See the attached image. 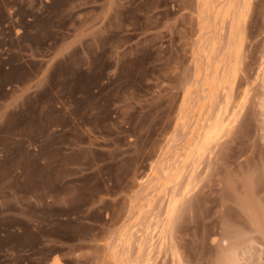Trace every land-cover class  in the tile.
<instances>
[{"label": "rangeland", "instance_id": "obj_1", "mask_svg": "<svg viewBox=\"0 0 264 264\" xmlns=\"http://www.w3.org/2000/svg\"><path fill=\"white\" fill-rule=\"evenodd\" d=\"M204 1L0 0V264H264V0ZM229 13L231 81L200 45ZM223 88L241 114L189 180Z\"/></svg>", "mask_w": 264, "mask_h": 264}, {"label": "bare ground", "instance_id": "obj_2", "mask_svg": "<svg viewBox=\"0 0 264 264\" xmlns=\"http://www.w3.org/2000/svg\"><path fill=\"white\" fill-rule=\"evenodd\" d=\"M207 1V3L204 1V3H205V5H209L208 4V1L209 0H206ZM211 1V0H210ZM219 2L220 1H224V0H218ZM231 1H233V0H231ZM230 1V2H231ZM212 2V1H211ZM235 2V1H234ZM237 3H238V15H239V19L242 17V16H244V14H245V12H246V10H247V8H249V5L251 4V0H237ZM211 5H212V3H210ZM210 5V6H211ZM224 5V4H223ZM252 5V4H251ZM235 6V5H234ZM208 7V6H207ZM228 7V6H227ZM227 7H226V10H229V9H231V6H229V9H227ZM203 8H205V7H203ZM209 8V7H208ZM212 8V7H211ZM234 8V7H233ZM252 8V7H251ZM206 9V8H205ZM210 10H212V9H210ZM214 10H216V9H214ZM222 10V9H221ZM223 11V10H222ZM235 11V10H234ZM248 12H249V10H247ZM206 12V11H205ZM224 12V11H223ZM247 13V12H246ZM210 14H211V12H210ZM226 14V13H225ZM225 14H223L224 15V19H225V16L227 15H225ZM232 15V13H229V15ZM233 14H234V12H233ZM236 14V13H235ZM206 15V14H205ZM223 15H220V16H223ZM227 16V17H232V16ZM210 16V15H209ZM209 16L207 17V18H209ZM212 16V15H211ZM211 16H210V18H211ZM217 16V15H216ZM219 16V15H218ZM217 16V17H218ZM219 16V17H220ZM236 16V15H235ZM235 16H233V18H231L230 20L227 18V19H225V20H229V22H225L226 24H224L223 22H224V19H220V21L224 24V25H226V27L223 29L222 28V26H220L221 24H219V27L221 28V33H217V35L215 34V33H213V34H215L214 36H217V38L216 37H214V39L212 40V42H207V41H204V42H202V40H201V43H200V45L202 44V46H201V49H202V52L203 53H205V55L207 54L208 55V57H210V56H212V63H214L215 61V59H217V63H218V61L219 62H222V61H225L226 62V64H227V66H228V68L229 67H234V70H235V67L236 66H238L239 64H241V58H242V53H243V44L241 45V33L242 32H240V26H242V24H240L239 25V21H237V19H235ZM218 17V18H219ZM204 19V18H203ZM206 19V18H205ZM219 19H217V21H218ZM206 21H208V20H206ZM240 21H242L241 19H240ZM215 22V24H213V25H217L218 26V22L216 23V21H214ZM220 22V23H221ZM240 23H242V22H240ZM207 24H208V22H207ZM229 25V26H228ZM204 29H207V27H203ZM218 28V27H217ZM230 28V29H229ZM225 29H227V31L228 30H230V31H228L229 33H228V37L227 38H224V36L225 35H223L222 34V30H224L225 31ZM209 30V29H208ZM216 31V30H215ZM227 31H225V32H223L224 34L226 33L227 34ZM217 32V31H216ZM220 32V31H219ZM204 34V33H203ZM212 34V35H213ZM203 37H205V36H203ZM212 37V38H213ZM226 37V36H225ZM211 39V37H208V39ZM201 39H202V37H201ZM224 39V40H223ZM225 39H227V40H225ZM203 40H204V38H203ZM206 40V39H205ZM199 43V42H198ZM223 44H225L224 46H223ZM197 45V44H196ZM199 52V51H198ZM199 54V53H198ZM195 55V54H194ZM195 59V58H194ZM204 61H205V57H204ZM216 63V64H217ZM223 63V62H222ZM222 63H219V66L220 65H222ZM215 64V63H214ZM213 64V65H214ZM200 65V64H199ZM206 64L204 63V66H205ZM209 65V64H208ZM207 65V67H209ZM224 66V65H223ZM240 66V65H239ZM261 67H263L262 68V77H261V79H262V86H263V88H264V64H262L261 63V65H260ZM200 67V66H199ZM205 68V67H204ZM204 68L202 69V70H204ZM221 68V70H222V66L220 67ZM198 69V68H197ZM209 69V68H208ZM208 69H207V71H208ZM226 70V69H225ZM199 71V70H198ZM220 70H219V68H218V73H219V75H222L221 73H223V72H219ZM227 73H229V71H230V73H231V70H230V68H229V70L227 69ZM236 71V70H235ZM226 72V71H225ZM224 72V73H225ZM237 72V71H236ZM199 73V72H198ZM209 73V72H208ZM207 73V74H208ZM213 73V72H212ZM230 73H229V75L227 74V77H228V79L230 78V76L232 77V75H230ZM233 73L235 74V72L233 71ZM216 74L217 73H215V75L214 76H211V73H210V76H208V78H207V76L206 77H204L205 79H207L208 81V83L206 82V84L207 85H210L211 87H212V89L214 88V87H216V82H217V80H218V78L216 77ZM233 74V75H234ZM204 76V75H203ZM218 76V75H217ZM236 76V75H235ZM235 76H234V78H235ZM260 76V75H259ZM202 77V76H201ZM219 78H221V76L219 77ZM223 78H224V76L222 77V81H224L225 79H226V77H225V79L223 80ZM227 79V80H228ZM258 79H259V77H258ZM204 80V79H203ZM230 81H231V79H229ZM192 81V80H191ZM220 81V80H219ZM235 81H237V80H235ZM193 82H195L194 80H193ZM205 82V81H204ZM228 82V81H227ZM196 83V82H195ZM223 83V82H222ZM231 83V82H230ZM218 84H221V82H219ZM191 85V84H190ZM193 85V84H192ZM195 86V85H194ZM214 86V87H213ZM193 87V86H192ZM192 87H191V89H192ZM231 87L233 88V86L231 85ZM203 88H204V86H203ZM218 89H219V86L217 87ZM216 89V88H215ZM226 89H227V87H226ZM234 89V88H233ZM203 90V89H202ZM206 90V89H205ZM188 92H189V90H187ZM204 91V90H203ZM224 91V88H223V90L221 91V93ZM201 92V91H200ZM226 92V90L224 91V100L223 101H219L218 99V97H217V101H216V104H215V108L213 109V111H214V113H212L210 110V113H212V114H208V117L205 119V120H203V124H202V126H201V129L199 130V138H198V144L196 145V148L194 147V150L190 153V155H189V167L187 168V170H188V174L186 175V177L187 176H189V180H192V179H197V176H196V174H197V170H198V168L200 167V165H201V163L206 159V157H207V155L208 156H211L213 153H212V151H213V149H214V147H213V145H216L215 143L216 142H218L221 138H222V136H223V134H225V131L227 130V129H229V128H231L232 126H233V124H235L237 121H238V119H239V116H240V114H241V107H239L238 105H237V103H234V101H235V99H233V96L232 95H230V94H227V93H225ZM233 92V91H232ZM204 93V92H203ZM206 93V92H205ZM208 93V92H207ZM215 93V92H214ZM188 94V93H187ZM242 94V93H241ZM207 95V94H206ZM199 96V95H198ZM205 96V95H204ZM232 96V97H231ZM241 96V95H240ZM242 97V96H241ZM201 98V97H200ZM249 98V97H248ZM191 99V98H190ZM196 99V98H195ZM194 99V100H195ZM203 99V98H202ZM232 99L234 100V101H232ZM193 100V101H194ZM198 100H199V98H198ZM213 100H216L215 98H214V96H213ZM264 99H262V102H263V110H264V101H263ZM207 102V101H206ZM215 102V101H214ZM238 102V101H237ZM212 103H213V101H212ZM190 104H192V103H190ZM190 104H189V106H190ZM240 104V103H239ZM243 104H245V102L243 101ZM204 104H202L200 107H199V105H198V107H196V106H194L193 105V108H197V113L199 114V115H202V113H203V110L205 109L204 108V106H203ZM241 105V104H240ZM206 107V106H205ZM192 108V107H191ZM191 109V111H193L194 109ZM208 110V109H207ZM188 111H190V109H188ZM193 113V112H192ZM263 114H264V111H263ZM197 115V114H196ZM188 116H190V115H188ZM188 116H187V119H188ZM196 117V116H195ZM193 119V117H190V120H192ZM195 120V119H194ZM197 124V123H196ZM236 125V124H235ZM194 127H196L195 125H194ZM234 127V126H233ZM197 129V128H196ZM232 130H233V128H231ZM231 132V131H230ZM229 133V132H228ZM198 137V136H197ZM194 146V145H193ZM191 150V149H190ZM189 150V151H190ZM210 153H211V155H210ZM188 154V153H187ZM206 156V157H205ZM185 161V160H184ZM178 163V162H177ZM179 166V165H178ZM181 166V165H180ZM186 166H187V164H186ZM185 166V167H186ZM178 168V167H177ZM182 168V167H181ZM183 170V169H182ZM181 170V171H182ZM184 170H186V168L184 169ZM187 170L186 171H183V174H184V172H187ZM180 171V172H181ZM171 174V173H170ZM184 177H185V174H184ZM184 179V178H183ZM187 180H188V178H186ZM172 181V180H171ZM199 182V181H198ZM145 183V182H144ZM152 183V182H151ZM148 184V183H147ZM181 184V183H180ZM148 186V185H147ZM190 186V185H189ZM194 191V190H193ZM188 192V191H187ZM192 193V192H191ZM181 194V193H180ZM171 195V194H170ZM173 196H174V194H172ZM182 195V194H181ZM178 196H179V194H178ZM185 196H187V194L185 195ZM182 197V196H181ZM184 197V196H183ZM171 198H173V197H171ZM175 198H177V197H175ZM185 198V197H184ZM170 199V198H169ZM168 199V200H169ZM179 199V203H180V198H178ZM178 199L177 200H175V202L176 201H178ZM171 200H174V198L173 199H170V202H168L167 201V203H169L168 204V210H169V206H170V203L171 204H173L172 202L173 201H171ZM178 203V204H179ZM175 204H177V202L175 203ZM175 206H177V205H175ZM172 207H173V205H172ZM176 208V207H175ZM179 208V207H178ZM171 209V208H170ZM166 210V209H165ZM172 211H174V210H172ZM166 213V212H165ZM177 213V212H176ZM153 215V214H152ZM157 216L159 215L158 213L156 214ZM153 217V216H152ZM167 217V216H166ZM159 218V217H158ZM162 218H163V216H162ZM152 219V218H151ZM158 221V220H157ZM164 221V220H163ZM159 222V221H158ZM165 222H167L168 223V221H166L165 220ZM170 223V222H169ZM154 226H155V224H154ZM153 226V227H154ZM156 226H158V225H156ZM164 226V225H163ZM162 228V227H161ZM154 229V228H153ZM157 229H159V228H157ZM164 229V228H163ZM171 229V228H170ZM169 229V230H170ZM136 231V230H135ZM135 231H133L134 233H135ZM163 232H164V230H163ZM162 232V233H163ZM168 232V231H167ZM170 232V231H169ZM148 234H149V231H148ZM159 234V233H158ZM130 236V235H129ZM164 236V235H163ZM165 236H166V234H165ZM161 237V239H162V236H160ZM159 237V238H160ZM130 238H132V237H130ZM129 238V239H130ZM145 238V237H144ZM156 238V237H155ZM129 239H127L126 238V240H128L129 241ZM134 239H139V238H135L134 237ZM146 239V238H145ZM163 239H164V237H163ZM169 239V238H168ZM131 240H133V239H131ZM135 240V241H136ZM128 241L126 242V243H128ZM140 241V239L137 241V242H139ZM143 241V240H142ZM142 241H141V243H142ZM146 241V240H145ZM144 241V243H146ZM159 241V240H158ZM120 242H121V240H120ZM124 242V241H123ZM130 242V241H129ZM133 242V241H132ZM158 243V242H157ZM163 243V242H162ZM123 243H121V245H122ZM128 244H130V243H128ZM139 244V243H138ZM143 244V243H142ZM141 244V246L143 247V245ZM159 244V243H158ZM157 244V245H158ZM166 243H164V245H165ZM168 244V243H167ZM120 244H118V246H119ZM121 245H120V248H121ZM163 245V247H166V246H164ZM117 246V247H118ZM123 246V245H122ZM146 246H147V243H146ZM145 246V247H146ZM141 247V248H142ZM144 247V248H145ZM151 247H152V245H151ZM147 248V247H146ZM161 248V247H160ZM149 249V248H148ZM167 249V248H166ZM120 250V249H119ZM142 251V250H141ZM157 252V251H156ZM141 253V252H140ZM172 253H174V252H172ZM150 255V254H149ZM155 255V254H154ZM142 256V255H141ZM144 256V255H143ZM178 256V255H177ZM176 256V257H177ZM140 257V256H139ZM141 259H144V257L143 258H141ZM149 259V258H148ZM147 259V260H148ZM139 260V259H138ZM145 260V259H144ZM152 260V259H151ZM146 261V260H145ZM139 262V261H138ZM142 262V263H141ZM141 262H140V264H143V261L141 260ZM175 262V261H174ZM177 262V261H176ZM145 263V262H144Z\"/></svg>", "mask_w": 264, "mask_h": 264}, {"label": "crops", "instance_id": "obj_3", "mask_svg": "<svg viewBox=\"0 0 264 264\" xmlns=\"http://www.w3.org/2000/svg\"><path fill=\"white\" fill-rule=\"evenodd\" d=\"M9 101H10V105H13V103L15 102V98L14 99H9ZM8 105H9V102H8Z\"/></svg>", "mask_w": 264, "mask_h": 264}]
</instances>
